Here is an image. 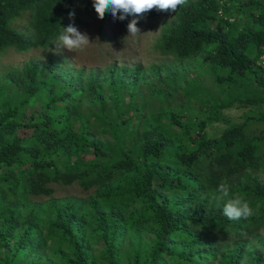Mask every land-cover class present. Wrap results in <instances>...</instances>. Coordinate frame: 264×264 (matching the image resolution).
I'll return each instance as SVG.
<instances>
[{
    "label": "trees",
    "instance_id": "1",
    "mask_svg": "<svg viewBox=\"0 0 264 264\" xmlns=\"http://www.w3.org/2000/svg\"><path fill=\"white\" fill-rule=\"evenodd\" d=\"M83 12L93 0H0V56L54 49ZM158 47L171 59L148 70L0 60V264L247 260L264 229V0H189ZM221 182L252 217L223 215Z\"/></svg>",
    "mask_w": 264,
    "mask_h": 264
},
{
    "label": "rangeland",
    "instance_id": "2",
    "mask_svg": "<svg viewBox=\"0 0 264 264\" xmlns=\"http://www.w3.org/2000/svg\"><path fill=\"white\" fill-rule=\"evenodd\" d=\"M157 12V18L140 26V31L137 35H130L128 28L124 27L123 21L114 20L112 15L108 12H106L104 21L102 22L98 18L96 12L89 16L84 15V24L79 25L74 23V26H76L81 33H86L89 37L90 43L84 48L70 52L67 49L59 48L55 42L54 49H33L24 54L9 49L0 56V60L3 67L20 66L31 59L45 61L49 54L54 53L66 56L78 68L104 69L110 64L116 63L118 65L127 66L140 65L148 70V68L153 65L171 59L170 57H164L160 53L158 44L163 28L173 19L174 12ZM230 18L233 17L231 16ZM192 74H195V72L193 71ZM147 75L151 78L154 77L149 71H147ZM204 82H206L207 85L210 84L209 80H205ZM163 86H166L165 79ZM173 95L178 98L181 96V92H175ZM157 101V98H151V102L154 105H157ZM222 128L221 126L215 125L209 127L208 132L211 134H218ZM52 187L54 188V197L57 198L65 196H84L77 185H52ZM257 253L262 254L263 259L261 264H264V229L261 231L259 237L251 243L247 260L244 264H251L252 258Z\"/></svg>",
    "mask_w": 264,
    "mask_h": 264
},
{
    "label": "clouds",
    "instance_id": "3",
    "mask_svg": "<svg viewBox=\"0 0 264 264\" xmlns=\"http://www.w3.org/2000/svg\"><path fill=\"white\" fill-rule=\"evenodd\" d=\"M188 3L189 0H93V7L101 22L104 21L106 12L110 13L114 20L120 21H124L131 16L132 19L127 24L128 32L130 35H137L140 31L137 24L140 19L144 18V14L153 9L157 11L176 12L179 7L187 6ZM74 15V12H70L69 18H74ZM84 15L89 16L91 14L84 13ZM82 24L84 22L79 25ZM55 42L59 48L67 49L70 52L82 49L90 43L88 35L81 33L74 26V23L63 28V34ZM217 193V199L225 201L222 211L223 215L229 220H237L240 218L248 219L255 214L253 208L243 196L230 192L227 182H221L219 184Z\"/></svg>",
    "mask_w": 264,
    "mask_h": 264
}]
</instances>
